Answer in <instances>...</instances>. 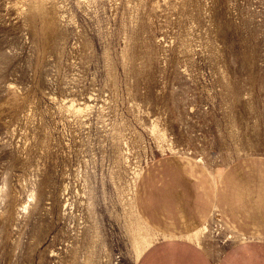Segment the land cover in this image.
Masks as SVG:
<instances>
[{"label":"rangeland","instance_id":"obj_1","mask_svg":"<svg viewBox=\"0 0 264 264\" xmlns=\"http://www.w3.org/2000/svg\"><path fill=\"white\" fill-rule=\"evenodd\" d=\"M255 157L264 0H0V264H137L139 179L153 212L177 159Z\"/></svg>","mask_w":264,"mask_h":264},{"label":"crops","instance_id":"obj_2","mask_svg":"<svg viewBox=\"0 0 264 264\" xmlns=\"http://www.w3.org/2000/svg\"><path fill=\"white\" fill-rule=\"evenodd\" d=\"M177 160L187 182H178L169 197L166 189L165 203L153 212L147 184L139 179L137 210L163 238L151 244L137 264H264V157L243 158L213 175L200 160ZM214 211L241 236L220 256L184 237L190 229L204 226Z\"/></svg>","mask_w":264,"mask_h":264},{"label":"bare ground","instance_id":"obj_3","mask_svg":"<svg viewBox=\"0 0 264 264\" xmlns=\"http://www.w3.org/2000/svg\"><path fill=\"white\" fill-rule=\"evenodd\" d=\"M163 137V136H162ZM163 139V138H162ZM166 139V138H165ZM170 145V144H169ZM202 162H203V160H202ZM31 198L33 199V194H31ZM29 205V204H28ZM28 205H24V209L26 210L27 208H28ZM135 206V208H136V212H137V217H138V220H137V224H139V226L141 227H139V229L140 230H137V228L135 227L134 228V231L135 232H137V234H138V237L137 238H135L137 241H139V239H140V237L143 235L142 234V231L143 230H147V229H150V230H152L151 228H150V226L143 220V218H142V216L139 214V212H138V210H137V207H136V204L134 205ZM24 210V211H25ZM188 233H189V239L190 240H192V241H194V242H196L197 244H199V245H201L200 244V237H201V234L202 233H204V227H203V225H202V227L200 226V227H198V228H193V229H190L189 231H188ZM144 238V237H143ZM151 242V241H150ZM136 243V242H135ZM151 243H149L148 245H145L144 247H139V250H138V252H139V257L145 252V250L147 249V247L150 245ZM138 246H140L139 244H138Z\"/></svg>","mask_w":264,"mask_h":264},{"label":"built area","instance_id":"obj_4","mask_svg":"<svg viewBox=\"0 0 264 264\" xmlns=\"http://www.w3.org/2000/svg\"><path fill=\"white\" fill-rule=\"evenodd\" d=\"M203 227L206 233L211 231L213 233L212 235H216L217 237L223 232L226 236L222 242H228L233 239V235L229 233V227L219 211H214Z\"/></svg>","mask_w":264,"mask_h":264}]
</instances>
